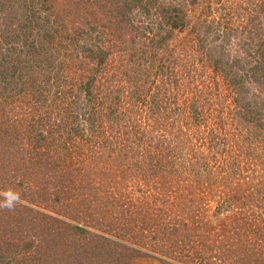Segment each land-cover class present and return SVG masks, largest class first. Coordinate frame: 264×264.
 <instances>
[{
	"label": "rangeland",
	"instance_id": "1",
	"mask_svg": "<svg viewBox=\"0 0 264 264\" xmlns=\"http://www.w3.org/2000/svg\"><path fill=\"white\" fill-rule=\"evenodd\" d=\"M45 3L0 0V264H264L259 0Z\"/></svg>",
	"mask_w": 264,
	"mask_h": 264
},
{
	"label": "trees",
	"instance_id": "2",
	"mask_svg": "<svg viewBox=\"0 0 264 264\" xmlns=\"http://www.w3.org/2000/svg\"><path fill=\"white\" fill-rule=\"evenodd\" d=\"M46 1L47 0H43V3H44L43 5H44L45 8L46 7H49V5L47 3H45ZM259 2L260 3L258 5V7L260 9V12H262V14H264V0H259ZM167 20L168 21H171L172 27L177 26V20L175 19V17L171 16V19H168L167 18ZM42 21L44 23H42ZM45 23H46V21L44 19L41 20V18L39 16H37L34 13V11H33L32 14H30L28 17H26L25 23H23L22 26L20 25V27L23 28V29L24 28L25 29L28 28L27 31H30V32H32V29L33 28H35L37 30H40V31H43L44 28H48L47 24H45ZM22 33L26 35V32L25 31H22ZM43 34H44V37L48 39L49 34H46V32H44V31H43ZM67 38H69V40L72 41L74 39V36H71V34L70 35L68 34ZM38 41L41 42L42 40H38ZM74 41H76V40H74ZM263 41H264V39H263ZM35 43H36L35 40H31L30 41V44L32 45V47H35ZM262 46H263V49L260 48L259 51H258V54H259V56H261L260 57L261 59L259 60L258 63H256V66L253 69L254 72L251 73V75L253 76L252 78H254L255 80L257 79L260 82H264V43L262 44ZM37 47L40 48L41 45H39ZM36 50L39 51V49H36ZM92 55H94V54H92ZM10 57H14V55H11ZM87 57H91V55H88ZM97 57H98L97 64L98 65H101L102 64V61L104 60V58L100 54H98ZM15 61L16 60H13V59L8 60L7 61L8 62V66L4 67V69H7V70H8V68L10 69L9 75H11V76H12L11 71H14V69L16 67V65H14L15 64ZM213 62H214L215 65H217V61L216 60H214ZM1 65L2 64L0 63V66ZM4 73H6V72H4ZM231 83L235 87V85H236L235 80L231 81ZM242 100H243V102L241 101V105H243V106L240 108L242 111L238 110L237 112H234V115L235 116H238V119H242V118L243 119H246V120L247 119H250V120H248L249 123H253V122L256 123L257 122L259 125L257 123L256 124L259 127H261L262 124H260L261 123L260 120H261L262 116L264 117V110L260 112V110H256V106H254L253 104H251L250 101H248V100H245L244 101V99H242ZM235 101L236 102L237 101L239 102V99L236 97L235 98ZM261 107L264 108V98L261 100V106L258 109H260ZM215 112H217V111L215 109H212L211 110V116H212V113H215ZM198 113L199 112L196 111V114L197 115H198ZM216 116H214V117L212 116V118L215 120V122L220 123V124H224V122H223L224 118L223 117L221 119L219 118V122H218V120L216 119ZM219 125H218V128H220ZM30 132H31V129H30ZM40 134H41V138H39V139H43V137H44V136H42L43 132L40 131Z\"/></svg>",
	"mask_w": 264,
	"mask_h": 264
}]
</instances>
